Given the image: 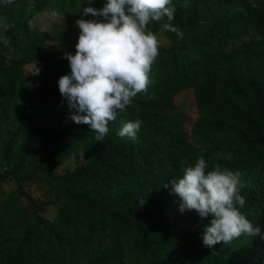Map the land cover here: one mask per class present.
<instances>
[{"label": "trees", "instance_id": "16d2710c", "mask_svg": "<svg viewBox=\"0 0 264 264\" xmlns=\"http://www.w3.org/2000/svg\"><path fill=\"white\" fill-rule=\"evenodd\" d=\"M106 3L0 0V185H15L0 199V264H264L260 236L210 249L202 233L211 217L185 210L176 222L166 219L180 202L171 180L203 156L206 172L219 163L240 173V212L264 233V0H171L182 38L163 21L149 23L168 45L159 44L147 92L118 111L97 141L89 125L68 118L75 110L58 80L71 72L63 57L75 54L76 21L104 19L80 12ZM46 10L60 16L54 43L31 25ZM36 61L33 77L26 67ZM183 91L195 101L190 126L175 103ZM136 120V139L117 134ZM80 152L86 162L58 172ZM25 184H37L46 199L25 192Z\"/></svg>", "mask_w": 264, "mask_h": 264}, {"label": "clouds", "instance_id": "9594fccd", "mask_svg": "<svg viewBox=\"0 0 264 264\" xmlns=\"http://www.w3.org/2000/svg\"><path fill=\"white\" fill-rule=\"evenodd\" d=\"M170 5L171 0H107L102 9L86 7L80 12L81 17L91 14L104 19L76 21L80 34L75 54L66 52L63 57L71 72L59 78L58 88L70 111L75 110L68 118L77 125H89L95 140L102 141L118 111L123 112L133 97L148 90L151 67L159 55V41L148 30L149 23L163 21L165 31L182 38L183 33L171 23L175 8ZM36 64L33 75L40 71ZM140 126L139 120L128 121L117 134L134 140ZM217 158L230 159L231 155L217 153ZM207 168L208 162L200 156L194 165L183 168L182 178L171 180L170 187V193L180 198L181 213L195 210L201 220L211 217L210 226L203 229V245L211 249L219 242L230 244L243 234L264 239L260 227L240 212L245 204L240 173L219 163L206 172ZM144 203L139 201L141 206Z\"/></svg>", "mask_w": 264, "mask_h": 264}, {"label": "rangeland", "instance_id": "374dc122", "mask_svg": "<svg viewBox=\"0 0 264 264\" xmlns=\"http://www.w3.org/2000/svg\"><path fill=\"white\" fill-rule=\"evenodd\" d=\"M31 25L36 26L39 31L44 32L45 41L47 43H54L58 38L57 30L60 28V16L53 10H46L34 17V19L31 21ZM5 27L6 22L0 19V33L5 29ZM158 41L160 45H168L167 40L162 35L158 37ZM26 70L33 77L36 76L32 74L34 67H26ZM175 103L183 107V110L186 112L189 120L187 126H190V124L197 117V111L195 108V101L193 99L192 92L183 91L179 93L175 98ZM84 162L86 161L83 157V154L80 152L78 155H73L63 166L59 168L58 172L71 171L77 165L83 164ZM14 187L15 185L12 181L0 185V199L6 198V196H8V194L14 189ZM24 191L31 194L35 199H46L44 191L37 184H25ZM180 203L181 201L174 204L168 209V211H166L167 220L176 222L180 216H182L183 213L179 211ZM44 216L51 219L54 216V211L51 208H46Z\"/></svg>", "mask_w": 264, "mask_h": 264}]
</instances>
